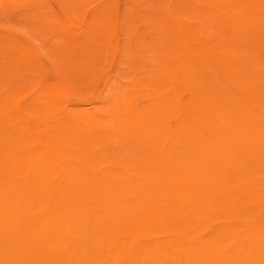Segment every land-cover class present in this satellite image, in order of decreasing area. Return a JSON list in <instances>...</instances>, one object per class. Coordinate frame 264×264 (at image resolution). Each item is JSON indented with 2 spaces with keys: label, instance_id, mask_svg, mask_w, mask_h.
Wrapping results in <instances>:
<instances>
[{
  "label": "bare ground",
  "instance_id": "1",
  "mask_svg": "<svg viewBox=\"0 0 264 264\" xmlns=\"http://www.w3.org/2000/svg\"><path fill=\"white\" fill-rule=\"evenodd\" d=\"M0 264H264V0H0Z\"/></svg>",
  "mask_w": 264,
  "mask_h": 264
},
{
  "label": "rangeland",
  "instance_id": "2",
  "mask_svg": "<svg viewBox=\"0 0 264 264\" xmlns=\"http://www.w3.org/2000/svg\"><path fill=\"white\" fill-rule=\"evenodd\" d=\"M0 28L26 31L27 22L19 16L2 14L0 15Z\"/></svg>",
  "mask_w": 264,
  "mask_h": 264
}]
</instances>
